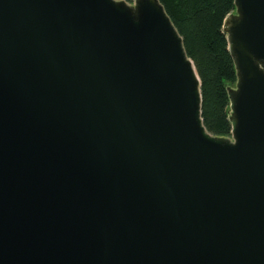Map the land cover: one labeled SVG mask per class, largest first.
I'll use <instances>...</instances> for the list:
<instances>
[{
    "label": "water",
    "instance_id": "water-1",
    "mask_svg": "<svg viewBox=\"0 0 264 264\" xmlns=\"http://www.w3.org/2000/svg\"><path fill=\"white\" fill-rule=\"evenodd\" d=\"M234 5L223 137L159 0H0V264H264V0Z\"/></svg>",
    "mask_w": 264,
    "mask_h": 264
},
{
    "label": "trees",
    "instance_id": "trees-1",
    "mask_svg": "<svg viewBox=\"0 0 264 264\" xmlns=\"http://www.w3.org/2000/svg\"><path fill=\"white\" fill-rule=\"evenodd\" d=\"M159 1L198 73L205 128L215 136H229L232 125L227 86L235 84L236 70L227 48L224 20L235 9L234 0Z\"/></svg>",
    "mask_w": 264,
    "mask_h": 264
}]
</instances>
